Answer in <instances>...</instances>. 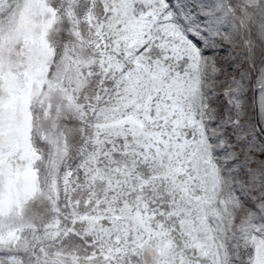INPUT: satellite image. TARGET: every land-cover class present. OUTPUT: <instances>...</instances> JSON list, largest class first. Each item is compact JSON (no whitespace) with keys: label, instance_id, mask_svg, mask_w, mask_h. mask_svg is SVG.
Masks as SVG:
<instances>
[{"label":"snow or ice","instance_id":"obj_1","mask_svg":"<svg viewBox=\"0 0 264 264\" xmlns=\"http://www.w3.org/2000/svg\"><path fill=\"white\" fill-rule=\"evenodd\" d=\"M0 264H264V0H0Z\"/></svg>","mask_w":264,"mask_h":264}]
</instances>
